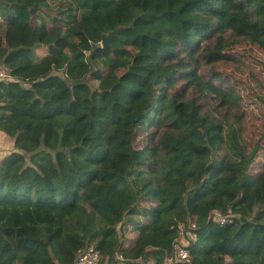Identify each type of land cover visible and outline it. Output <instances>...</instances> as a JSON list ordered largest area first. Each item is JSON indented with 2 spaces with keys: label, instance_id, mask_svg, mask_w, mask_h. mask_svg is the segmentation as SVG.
<instances>
[{
  "label": "trees",
  "instance_id": "obj_1",
  "mask_svg": "<svg viewBox=\"0 0 264 264\" xmlns=\"http://www.w3.org/2000/svg\"><path fill=\"white\" fill-rule=\"evenodd\" d=\"M41 1L0 0V130L16 149L0 163V264H74L90 245L99 264H264V169L249 173L254 152L232 159L228 120L199 102L239 105L200 58L236 37L264 49V0H73L76 21L46 33ZM188 218L197 241L177 260Z\"/></svg>",
  "mask_w": 264,
  "mask_h": 264
},
{
  "label": "rangeland",
  "instance_id": "obj_2",
  "mask_svg": "<svg viewBox=\"0 0 264 264\" xmlns=\"http://www.w3.org/2000/svg\"><path fill=\"white\" fill-rule=\"evenodd\" d=\"M35 13L44 17L47 28L43 33H46L52 27L63 29L72 25L77 19L78 7L73 0H42ZM231 37V33H227L223 38ZM232 41L229 49L216 52L210 61L200 58L199 75L233 90L239 98V105L231 107V113H227L228 107H219L221 101L214 99L211 94L199 99V102L205 112H215L219 119L228 120L224 122L223 132L226 151L237 164H243L247 155L254 152L249 173L257 177L264 169V49L244 37H236ZM214 44L215 40H212L211 45ZM38 47L31 54L32 58L47 53L45 47ZM181 75L176 76L177 84L170 93L183 91L186 87L187 81L178 79ZM196 96L195 90L188 89L186 98ZM163 131L164 128L158 131L156 126L141 129L138 131L136 147L148 145L146 141L153 134L157 140ZM132 233L127 235L125 245H128Z\"/></svg>",
  "mask_w": 264,
  "mask_h": 264
},
{
  "label": "built area",
  "instance_id": "obj_3",
  "mask_svg": "<svg viewBox=\"0 0 264 264\" xmlns=\"http://www.w3.org/2000/svg\"><path fill=\"white\" fill-rule=\"evenodd\" d=\"M5 73L0 70V78L4 77ZM210 217L217 223L223 225L228 222V218L221 212L215 211ZM178 238L176 240L175 247V259L187 260L190 255L189 245L197 241V221L195 218H188L185 221L180 222L177 226ZM122 258V255H118ZM101 259V253L94 245H90L85 250L81 251L76 258L74 264H99ZM171 261V259H170Z\"/></svg>",
  "mask_w": 264,
  "mask_h": 264
},
{
  "label": "crops",
  "instance_id": "obj_4",
  "mask_svg": "<svg viewBox=\"0 0 264 264\" xmlns=\"http://www.w3.org/2000/svg\"><path fill=\"white\" fill-rule=\"evenodd\" d=\"M2 64H0V67ZM16 151L15 140L7 135L5 132L0 130V163L4 160L6 156ZM138 232H133L130 235V240L128 241V247L132 246L133 242L137 239ZM127 244V243H126Z\"/></svg>",
  "mask_w": 264,
  "mask_h": 264
},
{
  "label": "water",
  "instance_id": "obj_5",
  "mask_svg": "<svg viewBox=\"0 0 264 264\" xmlns=\"http://www.w3.org/2000/svg\"><path fill=\"white\" fill-rule=\"evenodd\" d=\"M36 11V8H33L32 9V12L35 13ZM124 27L121 26V27H118L117 29L115 30H112L111 32H109L108 34L106 35H103V41H102V47H106V46H109L110 44V40L117 36L119 34V32L123 29Z\"/></svg>",
  "mask_w": 264,
  "mask_h": 264
}]
</instances>
